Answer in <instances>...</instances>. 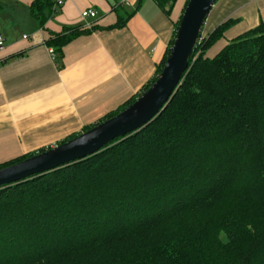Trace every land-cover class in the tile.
Listing matches in <instances>:
<instances>
[{"label":"trees","instance_id":"trees-1","mask_svg":"<svg viewBox=\"0 0 264 264\" xmlns=\"http://www.w3.org/2000/svg\"><path fill=\"white\" fill-rule=\"evenodd\" d=\"M154 1L170 16L178 0ZM30 11L40 26L57 14L52 0ZM182 14L156 75L103 121L155 82ZM227 26L201 33L180 87L147 126L0 188V264H264V21L207 57ZM83 33L65 28L46 44L61 58Z\"/></svg>","mask_w":264,"mask_h":264},{"label":"crops","instance_id":"crops-1","mask_svg":"<svg viewBox=\"0 0 264 264\" xmlns=\"http://www.w3.org/2000/svg\"><path fill=\"white\" fill-rule=\"evenodd\" d=\"M34 1L0 0V165L77 137L139 95L162 64L187 0L170 16L154 0H66L44 26L31 14ZM87 9L99 16L83 20ZM119 14L129 15L123 27H116ZM263 21L264 0H219L203 35L228 26L207 57ZM65 28L84 33L53 58L46 43Z\"/></svg>","mask_w":264,"mask_h":264},{"label":"water","instance_id":"water-1","mask_svg":"<svg viewBox=\"0 0 264 264\" xmlns=\"http://www.w3.org/2000/svg\"><path fill=\"white\" fill-rule=\"evenodd\" d=\"M218 1H188L162 71L134 103L114 117L61 145L0 169V188L85 160L114 140L135 133L155 120L180 87L203 27Z\"/></svg>","mask_w":264,"mask_h":264},{"label":"built area","instance_id":"built-area-1","mask_svg":"<svg viewBox=\"0 0 264 264\" xmlns=\"http://www.w3.org/2000/svg\"><path fill=\"white\" fill-rule=\"evenodd\" d=\"M52 1L54 3V7L57 9L63 6L66 0H52ZM98 16H99V13L95 9H87L81 13V18L83 20H90V19L93 20V19H96ZM23 39L27 40L28 36L24 35ZM5 49H6L5 39L3 35L0 34V53L4 52ZM49 53L51 54L53 58L55 57V51L53 49H50Z\"/></svg>","mask_w":264,"mask_h":264},{"label":"rangeland","instance_id":"rangeland-1","mask_svg":"<svg viewBox=\"0 0 264 264\" xmlns=\"http://www.w3.org/2000/svg\"><path fill=\"white\" fill-rule=\"evenodd\" d=\"M200 51L201 50L198 51L196 56H198L200 54ZM214 54H215V51L212 50V52H210L208 55L211 57V56H214ZM221 236H224V235L221 234Z\"/></svg>","mask_w":264,"mask_h":264}]
</instances>
